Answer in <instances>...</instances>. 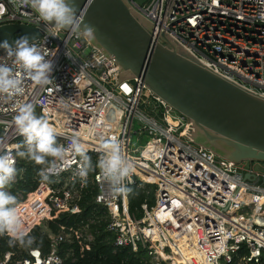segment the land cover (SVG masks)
Here are the masks:
<instances>
[{
	"label": "built area",
	"instance_id": "obj_1",
	"mask_svg": "<svg viewBox=\"0 0 264 264\" xmlns=\"http://www.w3.org/2000/svg\"><path fill=\"white\" fill-rule=\"evenodd\" d=\"M129 2L152 23L154 41L163 43L162 33H166L196 62L264 98V0ZM15 23L41 30L33 43L49 52L53 83L36 85L21 72L23 93L0 94V152L10 153L18 167L16 153L23 150L24 137L12 121L19 106L31 104L38 116L58 129L59 144L67 147L78 134L94 166L103 155L101 144L112 141L133 165L130 177L120 186L122 191H116L98 167L82 186L74 175L81 159L70 153L65 162H56L58 173L50 174L48 181L40 174L35 177L38 190H46L42 200L53 211L80 215L84 196L92 187L93 204L102 210L97 221L105 222L113 246L147 251L149 264H199L195 257L184 256L174 240L175 234L189 228L205 264L262 262L264 172L253 162L235 163L183 138L181 134L189 131L186 117L149 90L142 79L117 84L115 59L83 35L58 30L52 37V26L40 20L30 5L0 0V25ZM0 63L13 66L5 50L0 51ZM146 93L153 104L146 105ZM134 133L148 139L137 157L131 148ZM246 174L251 178L246 179ZM144 176L152 180L154 200L150 204L145 199L132 212L127 191L138 184L149 193ZM17 180L16 175L13 183ZM12 184L5 190L18 205L23 196L12 192ZM48 218L43 216L36 225L46 229ZM92 223L79 225L73 233L49 232L51 249L46 255L38 247L26 248L25 256L20 246L0 252V264H62L59 246L73 243L75 237L92 244L96 237Z\"/></svg>",
	"mask_w": 264,
	"mask_h": 264
},
{
	"label": "water",
	"instance_id": "obj_2",
	"mask_svg": "<svg viewBox=\"0 0 264 264\" xmlns=\"http://www.w3.org/2000/svg\"><path fill=\"white\" fill-rule=\"evenodd\" d=\"M77 14L82 26L92 29L90 37L80 34L115 59L117 84L142 79L186 117V135L194 144L235 163H264L263 97L196 62L166 33L163 43L154 41L152 23L129 0H77ZM25 34L34 42L41 30L26 24L0 25V41L12 44Z\"/></svg>",
	"mask_w": 264,
	"mask_h": 264
},
{
	"label": "clouds",
	"instance_id": "obj_3",
	"mask_svg": "<svg viewBox=\"0 0 264 264\" xmlns=\"http://www.w3.org/2000/svg\"><path fill=\"white\" fill-rule=\"evenodd\" d=\"M20 2L22 5H30L40 20L52 26L54 30L49 33L52 37L57 35L58 30H70L78 35L82 32L87 37L92 35L91 27L82 26L78 17L77 0ZM31 40L32 38L25 34L14 38L12 44L7 39L0 41V49L5 50L7 57L12 58L13 65L0 63V94L13 96L23 93L21 72L36 85L48 86L53 83L54 64L52 59L47 58L49 52L42 51ZM12 123L19 135L24 137L23 150L18 151L16 156L38 165H51L40 171L44 181L49 180L50 174L58 173L56 162H65L70 153L78 155L81 159V165L74 175L79 178L82 186H86L89 173L98 167L114 189L122 191L120 186L133 171L132 163L122 156L115 141L101 144L103 155L95 166L88 155V148L78 134L70 138L67 147L57 143V130L50 126L46 119L38 116L31 104L19 106ZM16 175L15 158L7 151L0 152V236L7 235L10 245H31L34 237L29 235L25 222L19 215L16 198L5 190L14 182Z\"/></svg>",
	"mask_w": 264,
	"mask_h": 264
},
{
	"label": "trees",
	"instance_id": "obj_4",
	"mask_svg": "<svg viewBox=\"0 0 264 264\" xmlns=\"http://www.w3.org/2000/svg\"><path fill=\"white\" fill-rule=\"evenodd\" d=\"M59 142L60 139L57 138V143ZM46 165L48 164L38 165L26 158H20L17 167L18 180L12 184L11 189L13 193H20L23 196V200L17 205V209L23 221L31 222L32 227L28 232L29 235L34 237V240L31 245H21L19 243L10 245L9 237L2 235L0 236V252L7 249L15 250L17 246H20L21 249L19 250H23L21 256H25L26 252L24 251L26 248L38 247L46 255L51 249L49 232L55 234L60 232L73 233L79 225L94 220L95 223H92V229L96 230L95 241L87 245L82 239L75 237L73 243H62L59 246V252L64 258L62 264H149L147 251L133 252L129 247L117 249L113 246V237L105 231V222L103 220L97 221V217L102 215V210L95 208L93 204L94 190L92 187L84 196L80 215L57 214L53 211L42 200L46 191L38 190L39 181L35 178ZM150 189L151 191L146 193L143 191V187L138 184L128 188L127 193L132 212L139 210L145 199H149L150 204L153 203V191L152 188ZM37 213L49 217L45 223L46 229L43 225H36L34 222ZM259 264H264V258Z\"/></svg>",
	"mask_w": 264,
	"mask_h": 264
},
{
	"label": "bare ground",
	"instance_id": "obj_5",
	"mask_svg": "<svg viewBox=\"0 0 264 264\" xmlns=\"http://www.w3.org/2000/svg\"><path fill=\"white\" fill-rule=\"evenodd\" d=\"M54 128L58 132V129L56 127H54ZM40 190H44L43 187H41ZM44 191H46V190H44ZM43 216H45V215L42 213H37L35 215L34 222L37 224ZM24 222H25V226H26L27 230H29L32 227L31 222H29V221H27V222L24 221ZM174 240H175V242H177V245L180 247L181 252L183 253L184 256H186L187 258L195 257L199 264H205L201 260V256L198 252V249L195 246L194 232H192V229L189 228L180 234H178V233L175 234Z\"/></svg>",
	"mask_w": 264,
	"mask_h": 264
},
{
	"label": "rangeland",
	"instance_id": "obj_6",
	"mask_svg": "<svg viewBox=\"0 0 264 264\" xmlns=\"http://www.w3.org/2000/svg\"><path fill=\"white\" fill-rule=\"evenodd\" d=\"M140 1L141 2H144V0H140ZM145 100H146V105L153 104V102H152L151 98L149 97V94L148 93H146V95H145ZM143 109H145V108H143ZM137 127H138V124H135V129ZM187 133H188L187 131L186 132L184 131L181 134V136L183 138H188L187 135H186ZM147 141H148L147 138H143L142 137L141 139H139V136L136 133L132 134V137H131V148L132 149H135V152L133 153V155L135 157H137L139 150L141 149L142 146H144L147 143ZM253 163L255 164V167L259 171L264 172V163H261V162H253ZM144 180L146 182L147 187H149L148 189H150V188L153 189L152 180L150 178H148V177H145V176H144Z\"/></svg>",
	"mask_w": 264,
	"mask_h": 264
}]
</instances>
